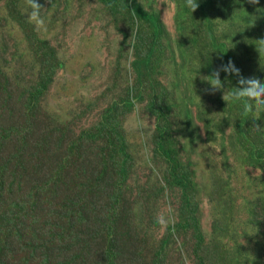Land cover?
<instances>
[{
    "label": "rangeland",
    "instance_id": "rangeland-1",
    "mask_svg": "<svg viewBox=\"0 0 264 264\" xmlns=\"http://www.w3.org/2000/svg\"><path fill=\"white\" fill-rule=\"evenodd\" d=\"M37 2L44 27L32 23L35 28L24 36L5 4L24 14L26 0H0V134L18 131L14 135L28 140L23 157L15 158V139L0 142L2 182L14 181L11 198L0 206L4 264H94L105 250L122 264H217L215 243L208 241L218 231L210 236L217 214L264 196V173L247 161L249 145L238 141L243 135L233 134L236 118L230 120L222 99L226 88L211 93L202 79L211 75V65L215 70L227 61L203 56L197 42L190 47L199 34L174 0H138L163 27L156 39L161 55L146 78L132 67L143 51L142 36L150 32L144 21L113 14L98 0ZM249 8L264 10V0ZM236 32L229 29L224 43H235ZM161 82L168 90L175 85L161 107L168 113L166 138L176 170L192 177L194 191L178 186L169 175L172 165L166 167L154 149L151 107H160ZM38 86L43 91L31 100ZM13 109L20 115L5 117ZM257 122L258 135L264 134V112L255 121L250 114L244 126L256 129ZM43 173L54 175L53 183L41 184ZM24 176H31L28 185ZM2 187L4 197L10 190ZM31 190L37 197H28ZM8 205L15 215L6 212ZM91 215L96 224L89 227L85 218Z\"/></svg>",
    "mask_w": 264,
    "mask_h": 264
},
{
    "label": "trees",
    "instance_id": "trees-1",
    "mask_svg": "<svg viewBox=\"0 0 264 264\" xmlns=\"http://www.w3.org/2000/svg\"><path fill=\"white\" fill-rule=\"evenodd\" d=\"M98 1L103 3L113 14H123L125 17L128 16L131 21H144V25L147 26L146 29L150 32L147 35L142 36V39L144 38L143 41L145 42L142 44L143 51L136 53V58L132 61V67L138 76L145 74L144 78L149 77L151 75L153 63L160 57L161 54L159 52L163 47V45H159L156 41V39L159 40L161 38V35L158 34H161L163 30L158 16L145 9V5L138 2V0ZM174 1L178 4L179 12L183 13V15L188 18L193 32H198L199 34L198 39H190V43L186 40L191 48L193 47V43L197 42L198 44L195 50H198L203 56L207 55L214 57V59L217 58L224 61L231 59L234 65L240 69V74L243 77H255L261 80V82H264V52L257 51L260 47L258 40L264 39V10L261 11L257 8H249L257 4L253 5L246 3V0H243L244 4H240L237 0H197V9L191 12L190 9L185 6V0ZM5 7L8 9L7 12H10V18L17 24L18 28L27 31L24 36L30 32V28H35V26L29 22L28 17L24 15L25 13L23 14L20 11H17V13L14 12L16 10L14 3L10 5L5 4ZM255 17L256 19L254 20ZM252 20H254L253 24H251ZM229 29L237 31L236 34L239 35V39L230 45L224 43L225 35H229ZM222 31L224 35L222 34ZM236 48H238V56L235 53ZM203 49L207 50L204 51ZM170 59L173 60V55H170ZM219 66L220 65H216V67ZM210 70L212 72L214 71V65L210 66ZM174 74H178L176 68ZM220 79L227 92L233 91L234 88L238 86V77L235 75L221 72ZM169 86L171 87L170 90H168L162 82L157 85L158 102L162 101L160 107H158L159 103L153 104V107H151L155 114V121L157 122L155 128L156 141L154 149L158 157L165 162L166 167L169 163L172 165L173 172L169 175L178 183V186L182 188V190L186 189L188 186L194 191L196 185L192 180V177H189L188 173L185 175L184 171L179 172L176 170L177 162L173 159V152L166 138L169 134L168 128L165 126L168 113L163 112L161 107L167 104L165 103L167 100L172 98V91L175 85ZM42 91L43 90L39 86L37 89L34 88V91L30 94V99L36 100ZM30 102L28 105H30ZM167 108L171 109L170 106H167ZM15 111L16 109H13V112H11L12 114H8L5 117H15L20 115L14 113ZM25 111L26 110L21 111V114ZM226 112L228 113L230 120L232 117L236 118V121L231 124V127H233V134L243 135L244 140L238 139V141H243L249 145L247 148V152L249 153L246 156L247 161H253L252 163L257 164V167L264 173V134L261 133V135H258L260 132L257 127L254 129L252 126H244L248 125L247 120L250 118V115L245 116L243 114L242 102H229L228 110ZM254 124L259 125V122ZM251 128L254 129V132H257L258 138L253 137ZM14 134H21V132L14 131L12 135L7 136L0 134V142H2V145H10L9 139H11V137L15 139V148H13L10 153H13V157L15 158L24 153V150L28 145V140L25 137L23 138L22 135L19 137V135ZM119 151L124 159L128 157L124 141H121ZM20 157H23V155H20ZM53 176L54 175L43 173L40 178V183L43 185L46 184L45 179L47 183L50 181L53 183ZM224 176L226 177V175ZM3 177L4 170L2 169L0 171V206L5 205L8 199L11 198L14 184L12 179L7 182H2ZM183 178L189 179L182 183ZM23 181L28 185L31 181V176H24ZM16 183L18 184V192L20 193V183ZM2 184L8 186L7 189L10 190L9 194L4 195V197H1L3 195ZM32 188L36 190L39 189L36 185ZM44 190L45 189H42L40 191ZM30 192L31 194L28 197L32 198L36 192L34 190H31ZM75 206L76 209H78L79 205L75 204ZM237 206L238 209L236 208L233 213L229 212L228 214L225 211L218 213V216L211 225L210 236L218 230L216 236L213 235L208 239V241L215 243L217 250L214 254L216 262L217 264H264V196L262 198L259 196L254 198L251 197L249 206L242 207L239 204H237ZM17 207L19 210H24L23 204L17 205ZM245 208H248L249 212L242 210ZM6 212L15 215L9 205ZM28 214H31V212ZM95 218L96 216L93 215L85 218L89 227H91L92 224H96V222H94ZM234 219L237 222L246 223L240 225V227L235 226L233 224ZM69 222L73 226V223L75 222L73 213L70 215ZM229 228L231 233L228 235L230 238H227L225 233ZM64 236L65 235H62L60 239H63ZM243 238H245V240ZM99 245L100 242L98 241L97 246ZM65 246L66 244L63 245V247ZM103 252L104 253H101L100 255H95L94 264H122V260L111 253V251L108 252L105 250ZM0 261L3 264L5 263L1 257ZM1 262L0 264H2ZM43 264H45V261Z\"/></svg>",
    "mask_w": 264,
    "mask_h": 264
},
{
    "label": "clouds",
    "instance_id": "clouds-1",
    "mask_svg": "<svg viewBox=\"0 0 264 264\" xmlns=\"http://www.w3.org/2000/svg\"><path fill=\"white\" fill-rule=\"evenodd\" d=\"M259 0H248L250 4H258ZM27 8L25 14L29 19V22L33 23L37 29L44 27V20L41 17V9L43 6L37 2V0H26ZM185 6L194 11L198 7L197 0H185ZM259 49L257 51L264 52V39H260ZM235 75L237 79V87L231 92L224 91L222 99L226 102H242L243 114L253 115V121L260 117V114L264 112V82L255 78H245L240 74V69L237 68L231 59L227 63H222L217 69H215L210 76L202 77L210 85V88L206 91L214 93L218 90L224 89V84L220 79V73ZM259 128V125L253 124Z\"/></svg>",
    "mask_w": 264,
    "mask_h": 264
}]
</instances>
